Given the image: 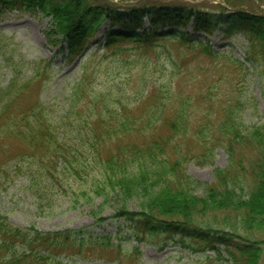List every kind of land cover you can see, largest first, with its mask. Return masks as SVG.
<instances>
[{
  "label": "rangeland",
  "instance_id": "obj_1",
  "mask_svg": "<svg viewBox=\"0 0 264 264\" xmlns=\"http://www.w3.org/2000/svg\"><path fill=\"white\" fill-rule=\"evenodd\" d=\"M142 2L99 0L105 7L116 10L114 13L121 21L113 25L104 18L86 49L74 57H70L66 42L52 43L48 34L53 27L51 16L41 11L6 10L0 14V36H3L0 38V87L9 85L13 66L21 71V79H29L40 63L50 62V74L45 72L39 81L31 84L17 100L11 117L20 116L40 100L48 105L56 120H61L64 111L74 104L71 119L75 126L70 137H73L72 144H78L81 151L83 143H87V147L91 145L85 136L91 126L96 125L93 117L88 116L103 105L106 92L112 91L116 97L109 100L115 108L119 107V97L137 98L132 99L136 101L128 109L130 121L127 122L133 124H142L148 116H154L158 108L164 110L162 119L149 129L139 132L133 129L125 136L120 132V136L105 145L107 150L101 147V155L106 158L126 142L141 144L148 139L170 136L172 130L167 122L180 106L181 98L189 99L192 134L187 139L174 138L177 147L168 151L173 160L182 155L188 157L184 168L194 184L187 182L186 185L193 195L205 198L207 188L216 186V169L229 168L232 159L228 139L220 133L217 135V131L214 157L207 158L206 147L198 140L196 130L201 127L205 132L208 128L213 131L224 119V111L230 108L246 131L264 124V68L250 59L248 36L251 34L242 28L229 30L239 10L263 14L264 0H151L173 8L174 4L202 8L205 21L212 24L210 31L197 32L196 19L192 18L185 29L174 27L170 19L166 20L158 27V33H166L167 38H171L173 31L177 36L184 32L193 41L210 46L215 54H207L204 49H185L170 42L167 47L171 52L150 48L124 52L123 49L119 55H114L106 48L108 35L126 32L124 18L132 22L128 9ZM143 20L144 28L137 32L153 33L155 26L150 17L145 15ZM125 61L131 62L125 64ZM85 77L88 79L83 90H74ZM118 86L124 95L116 93ZM109 115L107 112L108 125H118L120 119L109 118ZM5 121L0 120V216L14 227L30 232L31 247L24 250L34 256L24 264H233L235 260L230 257L227 246L236 247L243 239L262 243L259 264H264V231L251 232L242 227L237 212L212 210L195 216L192 230L205 233L199 239L177 232L167 234L163 230L155 235L145 234L146 229L141 225L117 215L122 203L114 193L96 195L93 187L101 172L97 161L89 157L88 148L80 158L88 159L89 170H94L90 175L79 179L66 174L59 176L56 171L53 179L48 180L38 163H29L39 152L13 138L7 126H3ZM83 122L85 124L79 127ZM97 127L101 129L102 126ZM233 144L235 160L231 171L238 177L231 188L247 198L256 179L258 152L250 146ZM20 154L27 155V160L18 162ZM49 166L52 167V162ZM140 204L141 200L135 198L128 207L139 212ZM136 219L138 222L139 218ZM50 234L54 236L50 241L34 239ZM204 237H208L206 241ZM16 248L23 250L20 244ZM11 253L4 251L0 263ZM36 256H43V259L37 261Z\"/></svg>",
  "mask_w": 264,
  "mask_h": 264
},
{
  "label": "trees",
  "instance_id": "obj_2",
  "mask_svg": "<svg viewBox=\"0 0 264 264\" xmlns=\"http://www.w3.org/2000/svg\"><path fill=\"white\" fill-rule=\"evenodd\" d=\"M150 2L151 0L148 3L142 2L141 5L128 9L132 22H128L127 17L124 18L126 32H112L108 35L106 48L111 49L114 55H119L123 49L124 52L129 49L146 50L149 48L170 51L167 47L170 42L185 49L186 47L204 49L203 52L207 54H215L210 46L193 41L189 34L184 32L177 36L173 31L171 35L174 36L171 38H167L166 33H158V27L161 23L165 24L166 20L170 19L174 27L185 29L192 18L196 19L195 30L197 32L210 31L208 29L212 24L205 21L206 14L202 8L184 7L177 4H174L173 8L171 5ZM6 10L33 13L41 11L51 16L53 27L48 31L50 39L53 44L57 45L66 42L70 57L79 56L86 49L89 41L99 31L104 18L109 19L113 25L121 21L114 13L116 10L113 11L110 6L105 7L99 3V0H0V14H4ZM145 15L149 16L154 24V32L146 33L145 31L144 34H139L138 29L144 28L143 17ZM235 17L237 19L229 25V30L242 28L251 34L248 36L250 59L259 62V66L264 68V14L256 15L247 10H239ZM128 45L132 47L128 48ZM126 62L131 61L124 63ZM174 63L180 68L177 61ZM12 72L9 85L0 87V120H6L3 126H7L6 129L13 138L30 145L36 153L39 152L32 156L29 163H38L43 174L49 177L48 180L53 179L56 171L59 176L66 174L79 179L90 175L94 170H89L88 159L80 158L84 154L83 150L88 148L89 157L97 161V167L101 172V177L98 175L99 178H96V185L93 187L96 195L114 193L122 203L117 215L141 225L142 229H146L145 234L155 235L163 230L167 234L177 232L186 237L199 239L205 233L198 229L192 230L191 223L194 217L212 210L229 209L240 214L241 225L245 229L251 232L264 231V124L246 131L230 108L224 111V119L213 131L208 128L205 132L201 127L196 130L198 140L206 147L204 150L207 158L214 157V150L218 143L215 135L217 131V135L220 133L228 139V149L232 159V165L229 168L216 169V186L208 187L207 196L199 198L193 195L189 186L186 185L187 182L194 184V180L186 174L184 168L188 157L182 155L173 160L168 151L169 148L177 147V141L173 142L174 138L187 139L192 134L189 99L181 98L180 106L175 109L172 118L167 122L172 130L170 136L164 139H148L141 144L126 142L119 146L115 154L106 158L101 155V147L107 150L105 145L120 136V132L125 136L130 135L133 129H138L136 130L138 132L142 129H149L156 121L162 119L164 110L158 108L154 111V116H148L142 124L138 125L136 122L133 124L127 122L130 121L128 109L136 101L132 99L137 98L119 97V107L115 108L109 100L116 97L113 96L112 91L106 92L108 100L104 98L103 105L88 116L93 117L96 125L91 126L89 133L85 136L88 139L86 142L91 145L87 147V143H83L81 151L78 149V144H72L73 137H70L71 129L75 126L71 119L72 111L76 107L74 104L64 111V114L60 116L61 120H56L48 110V105L40 100L27 107L20 116L11 117L17 100L31 87V84L39 81L45 72L50 74L51 63H40L36 68V73L29 79H21L22 73L16 66L12 67ZM87 79L88 77L82 79L74 90H83ZM120 90L118 86L116 93L119 96L124 95ZM107 112L110 113L109 118L120 119L118 125L112 126L110 123L108 125ZM84 124L85 122L81 123L79 127ZM98 125L102 126L101 129H98ZM233 143L256 148L258 152L254 175L256 179L247 192V198L236 192L235 188H231L238 177L231 171L235 160ZM17 160L18 162L26 161L27 155L20 154ZM49 162H52V167L49 166ZM135 198L141 200L139 212L131 211L128 207V203ZM136 218H139L138 222ZM165 218L170 221L163 220ZM174 218L177 220L173 221ZM29 233L24 229L14 227L0 216V256L4 251L12 252L0 264H24L34 256L31 252L24 250L28 246L31 247ZM52 237L54 236L50 234L34 239L42 242L50 241ZM207 238L204 237V240L206 241ZM205 243L208 244V242ZM19 244L23 250L16 248ZM261 244L257 241L243 239V243H238L236 247L229 244L227 251L235 260L233 264H259L263 255ZM36 258L39 261L43 259V256H36Z\"/></svg>",
  "mask_w": 264,
  "mask_h": 264
},
{
  "label": "bare ground",
  "instance_id": "obj_3",
  "mask_svg": "<svg viewBox=\"0 0 264 264\" xmlns=\"http://www.w3.org/2000/svg\"><path fill=\"white\" fill-rule=\"evenodd\" d=\"M264 14V13H263ZM257 15V14H256Z\"/></svg>",
  "mask_w": 264,
  "mask_h": 264
}]
</instances>
